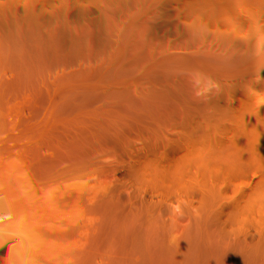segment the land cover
I'll return each mask as SVG.
<instances>
[{
    "label": "trees",
    "instance_id": "1",
    "mask_svg": "<svg viewBox=\"0 0 264 264\" xmlns=\"http://www.w3.org/2000/svg\"><path fill=\"white\" fill-rule=\"evenodd\" d=\"M0 264H264V0H0Z\"/></svg>",
    "mask_w": 264,
    "mask_h": 264
},
{
    "label": "clouds",
    "instance_id": "2",
    "mask_svg": "<svg viewBox=\"0 0 264 264\" xmlns=\"http://www.w3.org/2000/svg\"><path fill=\"white\" fill-rule=\"evenodd\" d=\"M191 27V26H186ZM203 28L193 29L192 35L195 36L198 32H202ZM180 75H187L188 82L192 90V97L194 100L200 103H207L213 97V95L219 93L220 85L211 77L205 76L203 73H179ZM173 213L183 215L182 205L180 202L169 206Z\"/></svg>",
    "mask_w": 264,
    "mask_h": 264
}]
</instances>
